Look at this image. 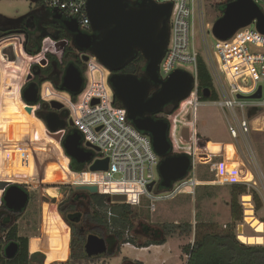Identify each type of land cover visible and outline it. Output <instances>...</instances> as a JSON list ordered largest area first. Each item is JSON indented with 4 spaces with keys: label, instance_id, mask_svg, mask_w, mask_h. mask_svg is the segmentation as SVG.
<instances>
[{
    "label": "built area",
    "instance_id": "obj_1",
    "mask_svg": "<svg viewBox=\"0 0 264 264\" xmlns=\"http://www.w3.org/2000/svg\"><path fill=\"white\" fill-rule=\"evenodd\" d=\"M88 0H45V5L56 10L64 20L75 21L79 32L90 34V22L85 6ZM171 2L173 7L168 21L169 38L165 53L158 66V75L165 80L176 69L188 72L194 79L189 96L180 102L177 108L169 114L155 115V119H162L168 124L167 140L172 154H186L191 159V165L184 178L173 182L169 188L159 187L160 178L156 174L160 158L154 152L150 137L137 130L127 118L126 111L114 102V95L109 86V72L96 60L88 55L83 61V54H79L83 66L81 76L83 83L77 95L61 92L51 87H42L40 99L45 103L55 101L61 105L58 109L66 115V126L60 129V143H57L62 154L61 142L70 134L80 136L79 148L92 154L89 162L82 164L83 169L71 171L69 159L65 162L69 177L61 185L72 188L95 187L96 194L107 198L108 203H121L134 209H147L152 217L156 211V203L170 200L179 194L195 197L202 181L198 179V166L207 163L211 157L210 150L204 151L205 156L197 150V132L195 128L196 113L200 106L211 105L222 111L230 141L221 145V151L214 156H221L211 167L214 174L212 184L231 181L221 178L220 168L230 166L236 157L235 174L239 177V169L244 166L240 159L238 141L245 146L246 152L252 151L250 140L254 133L264 134V34L255 27V21L250 25L238 29L225 41L216 40L213 55L214 65L208 70L215 89L214 100L199 99L198 89V54L195 49L193 36V15L198 9L200 31L205 39V29L209 25L203 24L204 8L200 0H157ZM59 43H63L60 54L53 53L61 63L62 50L66 39L49 43L39 54L46 52ZM36 57V56H35ZM208 65V64H207ZM261 88L259 99L249 97ZM240 96V97H238ZM33 114L31 113V116ZM62 118V117H61ZM261 120V127L253 125ZM68 121L71 124H68ZM188 129L189 140L184 141L182 129ZM57 132V133H58ZM180 142L185 145L180 146ZM202 153V154H203ZM199 158V159H197ZM108 160L107 169L91 170L96 161ZM205 161L202 163L200 161ZM121 177L115 179L114 175ZM249 174V172H248ZM250 175V174H249ZM244 178V177H243ZM246 178V177H245ZM236 182V179H232ZM7 180H0V182ZM10 180V184H24L21 180ZM153 183L151 190L148 186ZM211 183V182H210ZM247 183V182H246ZM49 194V193H48ZM114 196L124 197L123 201L114 202ZM49 197L54 199L52 194ZM248 198V200H245ZM251 195L240 197V203L245 212L247 207L252 210ZM56 210V206H55Z\"/></svg>",
    "mask_w": 264,
    "mask_h": 264
},
{
    "label": "rangeland",
    "instance_id": "obj_2",
    "mask_svg": "<svg viewBox=\"0 0 264 264\" xmlns=\"http://www.w3.org/2000/svg\"><path fill=\"white\" fill-rule=\"evenodd\" d=\"M225 1L200 0L204 8L203 24L209 25V28L205 29V39H203L200 31L198 9L194 10L192 40L198 56L202 58L208 70L211 67L210 63L214 65L212 54L215 52L217 42L212 36L211 27L214 21L222 15L219 11V4ZM254 1L264 13V4L258 0ZM31 8H33V4L30 0L0 1V13L9 16L27 14ZM18 40H20V37L13 36L7 41V44L14 49V60L9 61V63L4 62L3 59L0 60L4 63L1 65L0 78V180H7V183H11L10 180L13 182H15L14 180H21L25 182L22 186L28 188L27 190L30 192V200L18 223L19 234L28 239L29 253L33 252L43 255L44 264H64L69 260L71 229L58 212L57 205L65 200L70 192L76 188L61 185L60 182L55 183L56 179H59L57 178L59 176L57 170L59 156L57 148L56 150L53 148L58 147V145L46 135L45 125L37 117L31 116L25 111L26 106L21 100L20 88L25 82L29 67L36 60L39 61L41 55L30 57L25 52L20 51ZM45 43L47 47L51 42L47 40ZM49 85L46 84V86ZM253 126L255 128L261 127V120ZM195 128L197 139L207 142L211 154V157L207 158L208 161H200L202 163L207 161L206 164L198 166V179L203 184L199 185L195 197L191 198L190 195L179 194L170 200L159 201L156 203V211L152 217L149 216L147 209H134L138 218L144 219L153 226L163 223H189L193 227L196 223L226 225L231 223V186L236 182H247L248 190L255 191L262 203L259 211H255L252 204L253 216L264 223V134L254 133L252 135L250 140L252 151L249 152H246L245 146L238 141L240 159L244 163V166L239 169V177L234 171L236 163V157L234 156L229 161L231 163L230 166L220 168L224 172L221 178L231 181L212 184L214 174L211 171V167L214 166L213 162L221 158V156H214V154L220 153L221 145L230 141L224 114L214 106H200L196 113ZM184 145L183 142H180V146ZM16 148L18 149L15 151ZM20 151L22 152L21 155L18 153ZM202 153L199 156H205ZM62 155L64 156L63 150ZM9 162H21L23 165V162H25V165L27 164V167L29 165L30 169L34 167V169H31L34 172L29 176L24 173H17L14 170L13 173L7 175L5 174V168ZM156 174L158 175V172ZM34 176L38 179H33ZM120 177L121 175L119 174L114 175L115 179ZM232 179L237 181L234 182ZM45 180L52 183L45 184ZM48 193L55 196L53 200ZM1 194L2 192L0 191V199ZM242 211L243 222L236 227L237 239L240 226L244 235L252 237L264 235L255 232L251 223L245 222L243 208ZM133 225H136V221H133ZM96 236L101 238L99 235ZM128 236L132 237L138 244L145 242L144 237L138 234L133 235L132 231L126 232V237ZM105 237L102 238L105 239ZM193 238L194 234L191 233L188 237L169 238L162 246H152L151 248L140 250L130 244H124L121 246L123 250L121 252L120 249L118 256L107 260L105 255L94 263L88 264H122L123 258H128L132 262H137L135 260L140 259L143 264H161L160 261L162 259L163 264H185ZM156 252L158 256L154 255ZM50 253H59V256L51 260L49 259Z\"/></svg>",
    "mask_w": 264,
    "mask_h": 264
},
{
    "label": "water",
    "instance_id": "obj_3",
    "mask_svg": "<svg viewBox=\"0 0 264 264\" xmlns=\"http://www.w3.org/2000/svg\"><path fill=\"white\" fill-rule=\"evenodd\" d=\"M171 2L157 0H88L85 6L90 22V34L79 32L75 21L63 20L61 15L54 12V19L61 20L64 29L71 34L72 45L76 51L83 54V61L88 55L96 60L109 72L108 83L114 98L126 111L128 120L139 131L147 134L151 139L154 152L160 158L158 175L159 187L167 189L173 182L185 177L191 165V159L186 154H172L167 140L168 124L162 119H155V115L164 111L167 106L175 110L180 102L185 100L193 86V77L181 69L174 70L165 80L158 75V66L165 53L168 38V21L172 10ZM255 21L256 29L264 34V13L254 0H233L228 2L222 15L214 21L211 27L212 36L219 41L230 38L238 29L246 27ZM63 43L56 44L51 52L60 54ZM6 54L8 61L14 57L11 48ZM138 54L144 60L143 76L124 74L120 71L131 63ZM83 83L81 71L72 63L65 67L62 78L56 88L61 92L77 95ZM37 88L35 84L27 86L22 98L29 104L37 102ZM31 95V97H28ZM261 88L250 96L259 99ZM210 90H203V97L208 98ZM240 97V96H238ZM52 108L58 110L61 105L51 101ZM25 111L32 113V107L27 105ZM66 115L62 118L55 114H48L42 120L46 128V135L60 143L61 133H57L66 126ZM68 124H71L68 121ZM184 141L189 140V131H181ZM80 136L70 134L62 142L64 155L77 165L89 162L92 154L79 148ZM206 141L197 143V150L204 152ZM108 160L96 161L91 170L107 169ZM153 183L148 186L151 190ZM77 190L96 194L95 187H77ZM2 201L4 205L15 212L23 211L28 202V195L17 186L6 188L5 182H0ZM114 202L124 200V197L114 196ZM17 252V245L10 243L4 249V255L10 259ZM84 252L87 257H97L108 253L105 239L96 235L86 236Z\"/></svg>",
    "mask_w": 264,
    "mask_h": 264
},
{
    "label": "trees",
    "instance_id": "obj_4",
    "mask_svg": "<svg viewBox=\"0 0 264 264\" xmlns=\"http://www.w3.org/2000/svg\"><path fill=\"white\" fill-rule=\"evenodd\" d=\"M226 0L219 4L220 14L228 2ZM264 4V0H258ZM55 40L69 39L63 25L59 28L57 34L52 36ZM72 49V48H70ZM38 52L35 50L25 49V53L34 56ZM79 54L75 56V60L68 62L66 55L62 56V61L58 65L64 71L67 64L72 63L79 71L82 69V62ZM143 61L141 54L137 55L135 60L125 68V72H135L136 66ZM198 64V89L199 99L202 101L214 100L216 93L212 86L211 76L200 56L197 57ZM209 89L211 95L208 98L203 97V90ZM115 104L119 102L114 98ZM174 109L168 106L164 109V113H172ZM59 156L57 170L59 178L56 182H64L69 177L66 169V157L59 153L58 147L53 148ZM18 148L15 149V151ZM21 155V151L18 152ZM24 157V156H23ZM7 163L5 174L9 175L16 170L17 173H24L31 176L34 167L29 168L25 162ZM71 171H79L83 169L82 165L69 162ZM33 179L37 180L36 176ZM45 184H51L50 181H44ZM246 183H233L231 186L230 213L231 223L226 225H215L209 223H196L194 227L189 223H163L157 226L148 224L144 219L138 218L134 208L121 203H108L106 197L98 194H90L86 191L72 190L68 197L57 205L58 212L63 216L64 222L71 229V240L69 244V260L64 264H88L94 263L102 256L116 257L120 254L121 246L130 244L137 249H145L151 246H162L169 238L188 237L194 234L192 246L185 264H264V245H248L241 243L236 236V227L243 222V211L239 197L251 195L254 210L259 211L262 207L261 200L255 191L248 190ZM69 214L66 216L65 213ZM136 221V225H133ZM4 230V228H2ZM132 231L133 235H140L145 238L143 244H138L132 237H126V232ZM17 233L16 226L9 231L10 237L15 238ZM88 233L104 236L105 241L114 245V248L108 250L105 255L97 257H87L84 252V244ZM104 235V236H103ZM2 248L0 246V264H44V256L38 253H29L28 239L24 238L20 241V251L17 256L10 261H5L1 255ZM123 264V263H122ZM134 264H142L134 262Z\"/></svg>",
    "mask_w": 264,
    "mask_h": 264
},
{
    "label": "flooded vegetation",
    "instance_id": "obj_5",
    "mask_svg": "<svg viewBox=\"0 0 264 264\" xmlns=\"http://www.w3.org/2000/svg\"><path fill=\"white\" fill-rule=\"evenodd\" d=\"M30 1L33 4V8H31L30 12L27 14L9 16V15L0 13V60L3 59L4 62L9 63V61L7 60V56L5 55V52L6 54L10 55L9 52L7 51L8 47L11 48V51H12L11 55H13V57L15 58L13 47L7 44V41L10 40L13 36L20 37V40L18 41L20 44L19 45L20 51L22 52H25V49L35 50L36 48H38V52L36 53V55H34V57L42 52L43 48L46 45L45 42L47 40L50 41L51 43H53V41H56L55 39L52 38V36H54V34H57V32L59 31V28H61V25H62L61 20L54 19L53 17L54 12L53 10L47 8V6L45 5V0H30ZM132 1H135V0H132ZM66 33L69 36V39H66V44L64 45L63 50H62V55H66V60L68 62H71V61H74L75 56L80 53L76 51L72 45L71 34H69L67 31ZM54 52H51V51L46 52L43 56H41V59L39 61L36 60L29 67L26 73V76H25V82L22 88H20L21 89L20 95H21V100L23 104L25 106L30 105L32 107V114L35 117H37L43 124L44 122L42 119L48 114H51V113L55 114L59 116V118L63 116L59 110L52 108L50 103H45L41 101L40 99L41 90L45 84H50L52 88L57 89L55 85L59 84L62 78L63 70L61 66L58 65V62L55 61L56 58L53 55ZM30 57H33V56H30ZM41 61H44V62H41ZM2 64L4 63L0 61V78H1V65ZM126 67H124L120 71V73L135 74L138 77H141L143 76L144 60L139 65L136 66L135 72L133 73L125 72ZM32 83L35 84V87L37 88V91H38L37 99L38 100L34 104H29L22 98V93L24 92L25 88ZM28 97H31V95H28ZM5 183H6V188L10 186H17L21 188L23 191H25L28 195V202H29L30 192L29 190H27L28 188H24L20 184H10L7 182ZM24 210L20 212H15L14 210L8 209L2 201V194H1V199H0V246L2 248L1 255L4 256L5 261L13 260L17 256V254L20 251V241L26 238L24 236H21L18 230L19 219L21 218V214L24 212ZM68 214H69L68 212L65 213L66 216ZM14 226H16L17 233L15 235V238H11L9 231L12 228H14ZM2 228H4V230H2ZM10 243H15L17 245V252L15 253L14 257L8 259L4 255V249ZM107 247H108V250H111L114 248V245L111 244L110 242H107ZM30 249H31V245H30ZM32 253L33 252H30V254ZM123 264H134V262H132L128 258H124Z\"/></svg>",
    "mask_w": 264,
    "mask_h": 264
},
{
    "label": "bare ground",
    "instance_id": "obj_6",
    "mask_svg": "<svg viewBox=\"0 0 264 264\" xmlns=\"http://www.w3.org/2000/svg\"><path fill=\"white\" fill-rule=\"evenodd\" d=\"M50 189V188H49ZM46 192V191H45ZM245 200H248V198H246ZM251 207H247L244 215H245V222H247L248 224L251 223V225L254 227L255 232L259 233V234H264V223L258 221L254 216H253V212L250 209ZM241 227V226H240ZM238 228L239 233H238V239L240 242L242 243H246V244H250V245H264V235H260L258 237H252V236H247L244 235L241 231V228ZM59 256V253L55 254V253H50V259H54L56 257Z\"/></svg>",
    "mask_w": 264,
    "mask_h": 264
},
{
    "label": "crops",
    "instance_id": "obj_7",
    "mask_svg": "<svg viewBox=\"0 0 264 264\" xmlns=\"http://www.w3.org/2000/svg\"><path fill=\"white\" fill-rule=\"evenodd\" d=\"M152 247V246H151ZM151 247H149V248H151ZM122 250H123V248H121V252H122ZM140 250V249H139ZM122 254V253H121ZM159 254H161V253H159ZM154 255H156V256H158V253L156 252ZM111 257H107V260L108 259H110ZM124 259V258H123ZM130 260V259H129ZM135 261H137V262H140V263H142L143 264V262H142V260H140V259H136ZM123 263V262H122ZM160 263L161 264H163V259L160 261Z\"/></svg>",
    "mask_w": 264,
    "mask_h": 264
}]
</instances>
